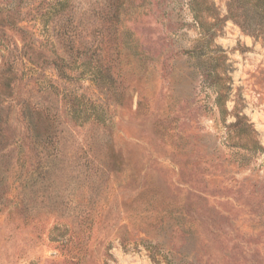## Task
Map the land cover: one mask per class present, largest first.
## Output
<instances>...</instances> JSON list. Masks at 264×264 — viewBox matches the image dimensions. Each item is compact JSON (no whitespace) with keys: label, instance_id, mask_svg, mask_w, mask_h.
Listing matches in <instances>:
<instances>
[{"label":"rangeland","instance_id":"rangeland-1","mask_svg":"<svg viewBox=\"0 0 264 264\" xmlns=\"http://www.w3.org/2000/svg\"><path fill=\"white\" fill-rule=\"evenodd\" d=\"M0 264H264V0H0Z\"/></svg>","mask_w":264,"mask_h":264},{"label":"trees","instance_id":"trees-1","mask_svg":"<svg viewBox=\"0 0 264 264\" xmlns=\"http://www.w3.org/2000/svg\"><path fill=\"white\" fill-rule=\"evenodd\" d=\"M56 64V66L58 67L59 71L61 72V74L63 75V77H69L67 72H66V69H65V61L63 59L61 60H58L54 62ZM78 78V77H77Z\"/></svg>","mask_w":264,"mask_h":264}]
</instances>
